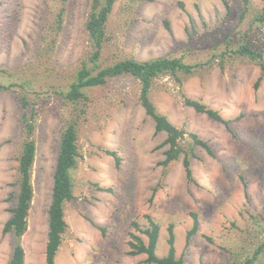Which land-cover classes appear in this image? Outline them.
<instances>
[{"label":"rangeland","instance_id":"1","mask_svg":"<svg viewBox=\"0 0 264 264\" xmlns=\"http://www.w3.org/2000/svg\"><path fill=\"white\" fill-rule=\"evenodd\" d=\"M251 1L242 18L239 0H117L107 24L108 41L94 74L126 59L206 64L191 75L161 77L150 92L158 113L185 132L188 180L183 155L162 164L167 135L155 133L134 77L84 89L86 98L78 105L66 99L79 68L84 63L95 68L85 29L91 0L66 5L0 0V84L10 87L0 92V264H10L15 240L3 230L18 190L24 95L36 103L37 145L34 198L22 238L26 264H46L61 135L73 119L82 157L73 174L75 198L64 206L67 230L55 264H150L146 255L128 254L130 234L146 241L143 231L150 219L160 226L157 255H168L173 226L176 256L183 264H243L259 250L264 243V77L255 89L261 75L257 64L221 57L226 38L242 36L260 12L261 0ZM61 7L64 23L56 33L52 25ZM255 28L250 38L264 48V26ZM188 98L218 111L229 127L187 106ZM191 133L206 141L213 155L193 148ZM193 214L199 229L188 240ZM255 264H264V250Z\"/></svg>","mask_w":264,"mask_h":264},{"label":"trees","instance_id":"2","mask_svg":"<svg viewBox=\"0 0 264 264\" xmlns=\"http://www.w3.org/2000/svg\"><path fill=\"white\" fill-rule=\"evenodd\" d=\"M70 0H61L62 5H66ZM117 0H91L90 13L85 25L88 39L92 48L90 62L94 63L93 69L84 66L77 72L76 79L70 86L69 92L65 95L66 99L76 105L80 104V100L85 99L84 89L93 88L104 85L108 79H114L122 76H132L140 82V104L144 108L146 114L155 123V133H166L167 138L164 145L167 146L165 151V160L162 162L164 166L177 161L184 156L183 166L186 171L188 180H192L191 156L189 151L182 146L185 139V132L173 125L166 116L158 113L155 105L150 98V92L155 80L164 76H177L182 73L191 75L194 70L202 65H189L181 59L160 57L148 61H137L135 59H126L99 70L94 74V70L99 67L98 61L102 51L108 41L107 24L113 12L114 5ZM242 8V18L251 10V0H239ZM262 8L255 15L251 22L250 28L242 36L230 34L225 42L226 49L222 58L226 55L237 56L248 62L255 63L260 67L261 75L255 83V89H258L264 77V48L258 47L250 38V33L256 30V27L264 26V0H261ZM182 7L183 4H180ZM65 7H61L56 14V22L52 27L55 32L62 29L64 23ZM56 38V37H55ZM55 38L50 44L55 43ZM237 38V39H236ZM236 39V40H235ZM48 41L44 37L43 41ZM210 62H207L209 64ZM10 87L0 84V92L9 90ZM22 105V118L25 141L19 157L18 171V190L12 194L14 205L10 210L11 216L5 223L3 232L12 234L14 237L13 253L10 264H26L25 250L22 245V238L28 229V217L32 207L34 198V187L32 184V169L37 154V145L33 139L35 132V101H30L29 97L24 95L20 98ZM185 104L193 108L197 113L205 114L209 118L229 127L230 121L225 120L223 116L216 110H213L195 99H185ZM76 108V107H75ZM33 112V113H32ZM193 148L195 145L204 148L209 154L213 155L210 145L200 139L196 134H190ZM192 148V150H193ZM82 155L79 151L78 144V120H71L63 130L60 141L59 154L54 173V185L52 203L49 209V232L46 245V264H55V259L62 243V236L67 230L65 220L64 206L67 202L72 201L73 192V174L78 169ZM194 157V155H193ZM245 195L247 198V187L245 186ZM194 216V224L189 232L188 240L197 233L199 229V221ZM169 252L165 257L157 255V247L160 236L159 224L150 219V228L143 231L147 237L145 241L141 236L131 233L129 241V252L131 256L146 255V262L150 264H183L182 258H177L175 249V235L173 226L169 227ZM264 250V243L260 246L252 256L248 257L243 264H255L259 260L260 253Z\"/></svg>","mask_w":264,"mask_h":264}]
</instances>
